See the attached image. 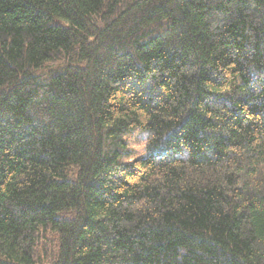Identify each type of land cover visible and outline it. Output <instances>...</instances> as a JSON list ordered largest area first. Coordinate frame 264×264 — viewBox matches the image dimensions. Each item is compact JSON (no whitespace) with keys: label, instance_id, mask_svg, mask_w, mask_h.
Segmentation results:
<instances>
[{"label":"trees","instance_id":"trees-1","mask_svg":"<svg viewBox=\"0 0 264 264\" xmlns=\"http://www.w3.org/2000/svg\"><path fill=\"white\" fill-rule=\"evenodd\" d=\"M0 264H264V0H0Z\"/></svg>","mask_w":264,"mask_h":264}]
</instances>
